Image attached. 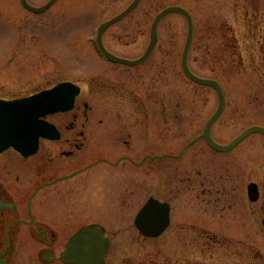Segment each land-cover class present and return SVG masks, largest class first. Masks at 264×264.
Listing matches in <instances>:
<instances>
[{
	"label": "rangeland",
	"instance_id": "rangeland-1",
	"mask_svg": "<svg viewBox=\"0 0 264 264\" xmlns=\"http://www.w3.org/2000/svg\"><path fill=\"white\" fill-rule=\"evenodd\" d=\"M50 1L28 0L34 7ZM133 2L58 0L35 13L21 0H0V99L77 83L82 87L78 108L61 119L88 121L98 148L94 153L101 152L62 158L53 152L64 147L44 144L30 165L12 153L0 162L12 158L29 193L105 155L119 161L46 188L36 203L38 212L46 200L45 210L59 211L48 219L64 240L80 225H103L113 242L108 264H264L262 215L247 196L251 188L256 193L264 186V135L253 134L228 152L214 150L203 139L191 144L217 111L219 98L214 88L192 81L183 70L189 25L179 13L162 20L159 40L143 64H115L102 55L100 26ZM171 6L188 10L194 20L191 70L224 89L225 107L212 127L213 138L228 144L250 127H264V0H142L107 29V49L129 60L141 58L157 15ZM123 155L141 164L124 161ZM12 183L19 188L16 180ZM151 197L174 209L171 227L155 238L142 236L135 226ZM203 217L207 232L191 226ZM178 225L184 226L182 233ZM38 249L31 240L21 241L27 256H20L23 264H38L33 259Z\"/></svg>",
	"mask_w": 264,
	"mask_h": 264
},
{
	"label": "flooded vegetation",
	"instance_id": "flooded-vegetation-1",
	"mask_svg": "<svg viewBox=\"0 0 264 264\" xmlns=\"http://www.w3.org/2000/svg\"><path fill=\"white\" fill-rule=\"evenodd\" d=\"M79 98L80 96L77 98L74 110L50 115L46 118V120L49 123L54 124L59 131V135L56 139L41 138L39 151L31 156H25L14 149H10L0 153V157L2 158L4 155L12 153V157L15 156L19 158L22 165H30V161L40 155L44 144H50L53 148L54 146L57 147V149L59 147V150L60 147H64V151H59V153L53 152V155L60 154L62 155V158L72 157L75 155V152L81 154L85 153L89 158L93 157V154H100L101 152L98 151H95L94 153L95 148H98L93 144L92 126L88 125V121L83 122L78 119L67 118L61 119L77 110ZM86 107H88V105H86ZM80 122L82 124L80 127H83L84 129H79ZM124 146L130 147V142H125ZM83 150H85V152H82ZM121 159L124 161L130 159L134 165L141 164V162L137 163L128 155H123ZM119 163V161L113 162L109 155H105L99 160L90 162L69 175L58 176L55 179L48 181L45 180L42 184L36 185L31 192L27 193L26 190L22 188V186L24 187L23 181H25L23 180V172H20L15 166H13L14 163L12 162V158L2 160L0 162V264H23L20 256H27L24 255L25 251L21 250V241L26 240H31L34 244H37L39 248L41 247V249H38V252L33 255V259H35L38 264H108V257L111 253L113 242L109 241L111 235L109 231L106 232L107 230L103 225L93 222L80 225V227L76 228V230L64 240V238L61 237L60 229L54 227L48 219L49 214H53V212L57 213L59 211L45 210L44 205L46 204V201H48L46 200L43 203V207L42 204L39 207L42 211L38 212L36 211L38 207L36 203L37 199L40 198V194L45 192L44 190H46V188L57 187L62 181L64 182L81 176L85 177L93 167L100 164L117 166ZM27 169L29 170V168ZM35 171L34 168L30 169V172L34 173ZM84 177L83 179H85ZM43 178L45 179V177ZM14 180H16L19 188L18 186L13 188L14 183L12 182H14ZM247 196L251 203L258 204L260 211L259 214L262 215L261 225L263 231L264 186L262 188L259 187L256 193H251L250 190ZM60 204L61 203H59V207H61ZM169 205L170 225L168 229L172 225V216L174 213L171 203H169ZM84 207H86L85 219L88 220L90 219L88 216L90 212L88 209L90 206L88 207L86 204ZM203 212L206 215L207 211ZM207 223L206 217H203L201 224L199 223L200 225L197 226V224L192 223L191 226L207 232L210 230ZM178 226V229H180V232L182 233L184 231V226ZM212 228L214 229L215 227ZM209 232L214 233L215 231ZM210 236L216 238L215 234ZM109 243L110 246L108 248ZM185 264L190 263L186 262Z\"/></svg>",
	"mask_w": 264,
	"mask_h": 264
},
{
	"label": "water",
	"instance_id": "water-1",
	"mask_svg": "<svg viewBox=\"0 0 264 264\" xmlns=\"http://www.w3.org/2000/svg\"><path fill=\"white\" fill-rule=\"evenodd\" d=\"M57 1L58 0H51L45 6L38 8L30 5L28 0H22L23 4L28 9L37 13L46 11ZM140 2L141 0H135L124 12L100 27L98 41L104 54L115 63L132 66L139 65L147 60L155 48L159 39L158 28L161 21L173 13H179L185 16L189 23V32L182 59L183 70L192 81L200 85L213 87L219 95L218 109L207 122L204 133L199 138L205 139L215 150L230 151L252 134L260 133L264 135V127L253 126L227 145L217 143L213 139L211 133L212 126L224 110L225 94L223 87L218 81L197 76L189 66L188 58L194 37V22L191 14L186 9L178 6H171L157 15L152 26L151 41L148 49L146 53L137 60L118 57L105 48L103 36L106 30L130 14ZM80 92L81 89L79 86L66 82L51 90L41 92L26 99L15 101L0 100V152L13 147L28 156L37 152L40 138L57 137L58 132L56 128L42 118L50 114L72 110L75 107V100ZM168 224L169 206L167 204H161L154 198L150 199L136 220L137 227L147 236L161 235L166 230Z\"/></svg>",
	"mask_w": 264,
	"mask_h": 264
}]
</instances>
